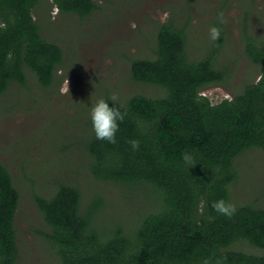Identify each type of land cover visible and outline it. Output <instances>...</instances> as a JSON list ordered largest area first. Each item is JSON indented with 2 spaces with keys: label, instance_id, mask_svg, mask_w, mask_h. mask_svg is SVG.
I'll return each mask as SVG.
<instances>
[{
  "label": "trees",
  "instance_id": "trees-1",
  "mask_svg": "<svg viewBox=\"0 0 264 264\" xmlns=\"http://www.w3.org/2000/svg\"><path fill=\"white\" fill-rule=\"evenodd\" d=\"M37 3L0 0V94L12 81L26 84L24 67L43 87L56 80L63 50L41 34L33 14ZM53 3L59 13L79 17L99 7L96 0ZM221 41L222 34L202 57L190 59L184 29L170 20L160 23L153 56L131 60L130 74L135 81L162 87L164 94L135 93L124 102L106 96L110 105H124L121 111H126L114 144L95 139L88 118L90 174L113 183L152 185L161 204L126 230L119 224H93L103 199L82 210L74 185L61 183L50 196L34 195L50 227L43 234L58 250L60 264H264V204L234 205L230 217L211 207L220 198L230 202V185L237 178L234 159L252 147L264 150V37L244 27L243 50L259 67L257 79L213 103L202 91L224 84L226 70L216 67ZM131 139L140 142L135 151ZM185 151L193 156L191 166L182 160ZM18 201L11 174L0 161V264L18 260L13 226ZM239 242L263 253L234 246Z\"/></svg>",
  "mask_w": 264,
  "mask_h": 264
},
{
  "label": "rangeland",
  "instance_id": "rangeland-1",
  "mask_svg": "<svg viewBox=\"0 0 264 264\" xmlns=\"http://www.w3.org/2000/svg\"><path fill=\"white\" fill-rule=\"evenodd\" d=\"M86 17L59 13L53 0H38L33 14L41 34L63 50V60L50 87L41 86L24 67L26 84L10 82L0 94V161L19 192L14 215L18 245L16 264H60L56 247L44 236L34 195H52L61 183L81 194L80 206L94 199L103 204L93 217L99 226L131 230L140 217L159 208V191L147 183H113L94 178L85 143L90 107L97 99L124 102L135 93L162 96L164 89L131 78V60L152 57L158 25L170 20L186 35V54L199 59L215 41L208 29L220 27L222 41L216 67L225 68L224 84L203 94L213 103L240 92L255 81L259 67L244 54V27L264 37V0H96ZM166 14V15H165ZM236 180L230 185L233 205L264 204V150L252 147L234 159ZM234 246L262 254L248 243Z\"/></svg>",
  "mask_w": 264,
  "mask_h": 264
},
{
  "label": "clouds",
  "instance_id": "clouds-1",
  "mask_svg": "<svg viewBox=\"0 0 264 264\" xmlns=\"http://www.w3.org/2000/svg\"><path fill=\"white\" fill-rule=\"evenodd\" d=\"M208 33L209 39L211 41H216L221 35V29L216 25H212L208 29ZM111 99L115 101L116 97L113 96ZM123 107L124 105H121L119 108L116 107L115 104L110 105L109 102L103 98L97 99L95 103L91 105L89 110V120L95 139L103 140L110 144L116 143V133L119 128L118 122H123L126 115V111H121V108ZM136 123L138 127H142L140 121H137ZM128 143L133 151L139 148L140 142L137 139H131ZM182 160L186 165L191 166L193 164V156L188 151L182 153ZM211 207L218 214L227 217L232 216L236 211L235 206L223 198L213 201Z\"/></svg>",
  "mask_w": 264,
  "mask_h": 264
},
{
  "label": "built area",
  "instance_id": "built-area-1",
  "mask_svg": "<svg viewBox=\"0 0 264 264\" xmlns=\"http://www.w3.org/2000/svg\"><path fill=\"white\" fill-rule=\"evenodd\" d=\"M202 93H203V91H202Z\"/></svg>",
  "mask_w": 264,
  "mask_h": 264
}]
</instances>
